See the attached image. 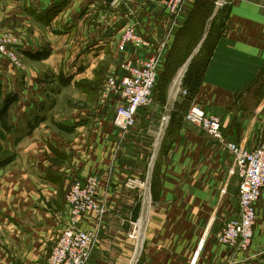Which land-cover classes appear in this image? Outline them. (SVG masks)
Masks as SVG:
<instances>
[{"label": "crops", "instance_id": "obj_1", "mask_svg": "<svg viewBox=\"0 0 264 264\" xmlns=\"http://www.w3.org/2000/svg\"><path fill=\"white\" fill-rule=\"evenodd\" d=\"M149 1L29 0L26 8L53 36L64 39L47 60L65 88L79 86L98 96L101 88L83 82L102 75L101 63L114 60L110 73L121 75L119 62L145 53L131 45L120 51L126 24L136 22L154 42L170 29L166 10ZM178 23L154 102L138 110L137 124L125 138L113 122L114 107L95 102L54 117L53 102L36 82L41 74L18 72L0 55V87L10 88L18 101L7 122L13 148L0 144V165L15 155L13 166L21 178L15 186L0 187V224L11 227L1 229L0 248L1 241L11 245L7 237H14L19 249L30 247L34 253L29 258L28 251V259L22 256L18 263L4 250L0 264H45L68 221L65 195L75 181L92 175L101 180L97 195L108 212L88 264H191L195 258L197 264H264V189L250 249L235 251L218 243L219 230L239 213V179L230 173L233 156L185 118L197 104L222 120L228 140L257 146L264 127V0H189ZM16 45L30 55L43 51L28 42ZM180 92L184 97L178 98ZM48 121L64 135L39 129ZM30 141L37 152L21 146ZM43 145L46 154L39 152ZM9 186L14 188L10 194L4 191ZM58 191L64 193L61 200ZM95 225L91 212L81 227Z\"/></svg>", "mask_w": 264, "mask_h": 264}, {"label": "built area", "instance_id": "obj_2", "mask_svg": "<svg viewBox=\"0 0 264 264\" xmlns=\"http://www.w3.org/2000/svg\"><path fill=\"white\" fill-rule=\"evenodd\" d=\"M130 1L132 0H116L114 3L121 5L124 2L128 5ZM149 3L166 10L171 22L170 29L156 43L137 27L136 22L126 24L119 37L120 51L131 45L145 53L136 59L119 62L118 66L123 74L109 76L102 89L103 106L115 108L113 122L121 129L122 138L137 124L138 110L154 102L153 93L167 55L169 40L174 28L179 26V20L185 15L189 0H150ZM9 44L0 43V54L16 65L18 59L9 50ZM184 93L187 94V90ZM185 118L202 127L233 156L230 173L239 179V213L225 222L216 238L218 243L230 249L246 252L254 239L257 204L264 189V127L257 146L246 148L228 140L222 130V120L207 114L197 104L191 106ZM164 120L167 122L169 117L165 116ZM100 182L98 176L92 175L85 182L75 181L70 186L66 194L68 221L45 264H88L99 242L100 227L108 212L105 202L97 195ZM91 212L96 215V225L89 230L83 229L81 224ZM131 237L135 238V234L132 233ZM191 264H197V259ZM228 264H233V261Z\"/></svg>", "mask_w": 264, "mask_h": 264}, {"label": "rangeland", "instance_id": "obj_3", "mask_svg": "<svg viewBox=\"0 0 264 264\" xmlns=\"http://www.w3.org/2000/svg\"><path fill=\"white\" fill-rule=\"evenodd\" d=\"M28 1L29 0H0V43L5 45L10 43L8 47H10L11 49L9 50L14 53L18 59V63L16 65L10 60L14 65V68H16L18 72L20 70L24 73V71L26 72V70L32 69L33 71L41 74L39 75L41 76V78H36V82L43 88L42 96H44L46 100L53 102L54 109L52 114L54 117H62L64 115H67V113H71L74 110H78L80 107H88L96 103L97 105L99 104V106L102 107V89L108 77L113 74L110 73V71L113 69H111V65H115L114 60L111 61L108 59L109 61L106 60L97 67L99 69V72L102 74L101 76L92 79L87 78L83 82L88 83L91 88H93V86L95 88H101L99 90L100 94L98 96H95L94 94H91L89 92H85L84 88L79 86L72 89H66L64 86V82H62V78L56 76V73L52 67V61L47 60L49 59V55L52 53V49L54 48L55 44H60L61 41H63L64 39L63 37L53 36V34H51L53 32H50L48 28L43 26V24L38 18L34 17L31 14V12L26 8ZM26 42L30 43L31 45H38L42 47L43 51L36 55H30L28 53L26 54L16 50V44ZM170 47L172 48L173 52V49H175V47ZM167 63L168 62H166V66ZM175 63L176 62L173 61V64ZM187 79L189 80L190 77L188 76ZM178 95L180 97H184L183 92H180V94ZM153 96H155L154 93ZM179 96L178 98H180ZM17 102V96L12 93V90L10 88L5 89L0 87V144L4 145L5 147H10V145H12V130L10 127L7 126V122L10 116L14 113L17 107ZM54 124L53 122L48 121L43 123L41 127L39 126V129L50 130L53 133L61 136L64 135L60 128H57V125ZM34 142L37 144L36 141ZM32 143V141L23 142L21 146L25 148L26 146H31ZM32 146H34V152H37V145L33 144ZM40 150V154L47 153V148L44 145L41 146ZM32 154L36 153H28L29 156H31ZM14 161L15 155L12 156L11 160L7 163L0 165L1 188L4 186L7 187V185H5L7 182L10 184L12 183L14 186L20 182L21 178L19 174L15 172L16 169L13 166ZM50 161L55 162V158H50ZM57 161L59 163H62V161H60L59 159ZM157 164L158 162L156 163V165ZM9 187L10 189H4V191L8 194L14 191L13 187ZM57 194L59 195L60 200L64 198V193L62 191H58ZM42 196H44L45 198V193L42 194ZM55 207L57 208V206ZM2 228L5 227L0 224V232ZM5 229H11V227L7 226ZM9 233H11V231H9ZM7 238L12 240V243L11 245H9L5 241H1L3 247L0 248V253H4V250H7V257L11 258L12 260H16L18 263H22V256L26 255L28 259V251L29 258H31V254L34 255V253L32 252L33 248L30 250L29 247L28 251H26V249L22 251L17 245L14 244V237ZM2 258L4 259L5 257L1 255L0 260ZM24 261L26 262V260Z\"/></svg>", "mask_w": 264, "mask_h": 264}, {"label": "water", "instance_id": "obj_4", "mask_svg": "<svg viewBox=\"0 0 264 264\" xmlns=\"http://www.w3.org/2000/svg\"><path fill=\"white\" fill-rule=\"evenodd\" d=\"M104 1L107 2V3H109V4H112L115 0H104ZM195 54H196V51L192 54V56L189 58V60L185 64V66L183 68L185 71L187 70L188 66L190 65L191 60H192V58L194 57Z\"/></svg>", "mask_w": 264, "mask_h": 264}, {"label": "bare ground", "instance_id": "obj_5", "mask_svg": "<svg viewBox=\"0 0 264 264\" xmlns=\"http://www.w3.org/2000/svg\"><path fill=\"white\" fill-rule=\"evenodd\" d=\"M181 22V21H180ZM184 70V69H183ZM185 71V70H184ZM184 74V73H183ZM183 77V76H182ZM180 87V86H179ZM179 96V95H178ZM155 97V96H154Z\"/></svg>", "mask_w": 264, "mask_h": 264}, {"label": "trees", "instance_id": "obj_6", "mask_svg": "<svg viewBox=\"0 0 264 264\" xmlns=\"http://www.w3.org/2000/svg\"><path fill=\"white\" fill-rule=\"evenodd\" d=\"M157 85V84H156Z\"/></svg>", "mask_w": 264, "mask_h": 264}]
</instances>
